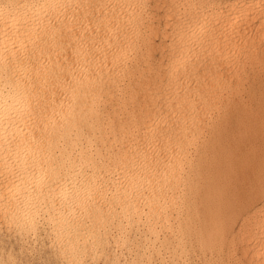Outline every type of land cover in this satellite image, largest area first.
Returning <instances> with one entry per match:
<instances>
[{
  "label": "bare ground",
  "instance_id": "6f19581e",
  "mask_svg": "<svg viewBox=\"0 0 264 264\" xmlns=\"http://www.w3.org/2000/svg\"><path fill=\"white\" fill-rule=\"evenodd\" d=\"M151 7L162 9L160 30ZM157 32L168 36L159 48L151 37ZM155 50L160 61H152ZM263 61L264 0H0V221L18 232L46 225L68 264H82L85 254L96 253L101 234L132 225L145 231L144 247L159 259L166 254L165 264H183L191 237L196 246L216 250L226 238L222 220L230 210L215 159L222 148L220 127L208 125L207 141L203 127L222 106L215 116L230 127L255 119L246 108L236 110L233 102L240 107L247 98L241 102L234 94L240 93L241 71L247 69L252 84L247 95L264 103L261 95L256 100L253 86L261 79L251 72ZM197 142L198 154L192 150ZM260 153L251 164L257 174L248 180L255 182L264 206V175L259 174L264 144L257 157ZM259 217L253 218L260 235L250 259L247 244L241 247L245 262L252 264H264V209Z\"/></svg>",
  "mask_w": 264,
  "mask_h": 264
},
{
  "label": "rangeland",
  "instance_id": "374dc122",
  "mask_svg": "<svg viewBox=\"0 0 264 264\" xmlns=\"http://www.w3.org/2000/svg\"><path fill=\"white\" fill-rule=\"evenodd\" d=\"M153 8H155V7H151V10H153V11H151L152 13L154 12V15L153 14H151L152 15V17H154L155 19H152L153 20V25L154 26H156V28L158 29V30H160V29H162L163 28V26L162 25H164V23L161 21L162 19L160 18L161 16H159V15H162V13H161V11H162V9H159V11L158 12H155L156 10V8L155 9H153ZM149 10V9H148ZM155 10V11H154ZM156 13L158 14V16H156L155 17V15H156ZM151 17V18H152ZM156 18L158 19L159 18V21L157 22V20H156ZM161 19V20H160ZM156 21V23H155V21ZM163 23V24H162ZM161 24V25H160ZM158 25V26H157ZM161 26H162V28H161ZM158 33V32H157ZM157 33H155V34H157ZM160 33V32H159ZM157 34L156 36H155V34H153V35H151V37L153 38V43L155 44V46L157 45V44H160L161 45V43H163V42H161L162 41V39H164L165 41H167L168 40V36L166 37L165 35H162V34ZM159 35H162L163 37L165 36V38H163L162 36L160 37V39H159ZM156 37V38H155ZM158 37V38H157ZM155 40V41H154ZM158 41H159V43H158ZM156 47H161V46H156ZM156 52H153L154 54H153V60L152 61H154V62H156V61H160V56H159V50H155ZM158 52V53H157ZM157 55H158V57H157ZM157 57V58H156ZM156 59V60H155ZM158 59V60H157ZM234 62L236 61L235 60V58L234 59H232ZM153 62V63H154ZM262 63V62H261ZM261 63L260 64H258L259 66V68H260V66H263L264 65V61H263V63H262V65H261ZM258 67H256V68H258ZM264 67V66H263ZM255 69L254 71L252 70L251 72H255V73H257V78H258V80H260L261 79V81H259V83H254L253 84V86H254V88L255 89H257L256 90V100H258V96H263V98H264V82H262V81H264L263 79H264V69L261 67L260 69ZM263 69V70H262ZM247 70V69H246ZM246 70L245 71H241V79L243 80V81H240V83H243L241 86H240V84L238 85V87L239 88H237V91H239L240 93H237L236 94V92H235V94H234V97H235V95H236V98H237V96H238V98H239V101L240 100H242L241 102H245V99H246V102L245 103H241V105L242 104H246L247 105V107H246V105L243 107V106H241L240 105V107H239V104H240V102L239 103H237L238 101H236V102H233V106H236V104H237V106H236V110H239V112H240V110L241 109H245L246 108V111L247 112H249V114L251 115V116H254L253 118H255L254 120L252 119L251 121H248L247 123H243V122H241V123H238V124H232V126L230 127V125H231V123H225V121H224V119H223V117L222 116H215V114H216V112H217V110H219V111H221L222 110V107H218V108H215L214 109V111H215V114H214V117H213V114H212V116L209 118H207L206 120H205V125H204V127H203V132H204V136H205V140L207 141V139L209 138V133H210V128L212 127V126H218V127H220L219 128V132H218V134H219V139L217 140L219 143H220V145H221V149H222V151H221V149H219V151L217 152V155H216V157H215V159H216V162H217V164H218V166L221 168V170H222V173H221V175H220V180H221V182H222V184L225 186L226 185V196H227V201H226V203H225V205L227 204L228 205V207H229V212H231V213H229L228 211L227 212H225L224 213V216H226L225 218L228 220H226V219H224V220H222L223 221V228H224V225H226L225 226V229H224V231H225V237L226 238H224L223 240H222V244L220 243L219 245H218V247H216V250H214V249H212V248H200L198 245L196 246V244H195V241H194V239H193V237H191L192 239H189V240H187V243H186V246H187V250L185 251V253H184V256H185V259H184V262H183V264H185V260H186V264H196L197 263V261H199V263L201 262L202 264H203V262H204V264H208V261H209V264H234L235 262V264H246V263H248V264H252V263H250L249 262V260H247L249 257H250V253H251V249L250 248H252V245H253V243L257 240L256 238H258L259 237V235H258V233L259 232H257V231H255V229H256V226H255V224L261 219L259 216H261L262 217V214H263V209H264V206H263V199H261L263 196L261 195V193L259 192V190H258V188H257V186H256V184H255V182H254V184H255V186H254V184H253V181H249L248 179H250V178H253L252 176H255V174H257L256 172H257V170L256 169H254V168H252V165H254V164H252V162H256L257 161V159L258 158H260L262 155V153H260V156H258L257 157V155H259V151H260V147L262 148V146H263V141H262V137H260V129H262L261 128V126H260V121H263L264 120V103H259L258 101H255V100H253V99H249V97H248V95H247V93H249L248 92V88L247 87H251V79H250V75L246 78V76L244 75L245 74V72H246ZM259 71V72H258ZM244 72V73H243ZM263 72V73H262ZM258 73H261V74H258ZM259 75H261V77H259ZM245 77V78H244ZM250 79V80H249ZM249 81V83H247ZM257 81V80H256ZM249 85H247V84ZM259 84H261L262 85V87H261V85H259ZM244 87V88H243ZM261 87V88H260ZM240 88H242L243 90H241ZM245 88H246V90H245ZM244 93H242L241 91ZM259 90V91H258ZM261 90V91H260ZM246 91V92H245ZM262 92V93H261ZM246 93V94H245ZM240 94V95H239ZM258 95V96H257ZM241 96V97H240ZM247 96V97H246ZM247 100H249V101H247ZM252 100V101H251ZM254 102V103H253ZM235 103V104H234ZM252 105V106H251ZM250 106V107H249ZM261 106H263V109L261 108ZM239 107V108H238ZM252 107V108H251ZM259 107V108H258ZM257 108V109H256ZM262 109V110H261ZM255 110V111H254ZM250 111H252V112H250ZM241 112H243L242 110H241ZM253 112H254V114H253ZM261 112H263L261 115H260V113ZM259 116V117H258ZM263 116V117H262ZM257 117H258V119H257ZM260 119H263V120H260ZM220 120H221V122H220ZM259 120V122H257ZM216 121H217V123H216ZM215 122V123H214ZM220 122V123H219ZM251 122V123H250ZM256 122H257V124L259 125H257L256 124ZM255 123V124H254ZM227 124H228V126H227ZM253 124V125H252ZM263 125H264V121H263V123H262ZM208 125H210L209 127H208ZM225 125V126H224ZM237 125H239V126H237ZM224 126V127H223ZM247 126V127H246ZM252 126V127H251ZM255 126V128H253ZM244 127H245V129H244ZM259 127H260V129H259ZM224 128V129H223ZM207 129V130H206ZM221 129H223V130H221ZM236 129H238L239 131H237V134L235 133L236 132ZM248 129V130H247ZM251 129V130H250ZM205 130H206V132L208 133V135H207V133L205 132ZM231 131V133H229V131ZM235 130V131H234ZM246 130V131H245ZM244 131H245V133L246 134H242V133H244ZM240 132V135L238 134ZM252 132V133H251ZM221 133V134H220ZM234 133V134H233ZM256 133L258 134V135H256ZM229 134V135H228ZM233 134V135H232ZM235 134H236V137H235ZM250 136H249V135ZM238 135V136H237ZM245 135H246V137H245ZM208 136V137H207ZM234 136V137H233ZM241 137V141H242V144L244 143V145L241 147V141L239 142V139L238 138H240ZM245 137V140H244V137ZM229 137V138H228ZM230 137L231 138H233V139H230ZM257 137V138H256ZM228 138V139H227ZM253 138H256L255 139V142H254V140H253ZM259 138H260V143H259ZM224 139H225V141H224ZM235 139V140H234ZM232 140V141H231ZM252 140H253V142L254 143H252ZM237 141V142H236ZM250 141V142H249ZM223 142V143H222ZM224 142H225V144H224ZM228 144H227V143ZM231 142H233V143H231ZM236 142V143H235ZM257 142V143H256ZM198 143L199 142H197V144H195L194 146H193V148H192V150H193V153L195 152V153H200V150L198 149V151H195L194 150V147H196V148H198L199 146H198ZM231 143V144H230ZM238 143H240L239 145H238ZM258 144V146H256V144ZM236 144H237V146H236ZM247 146H246V145ZM255 144V145H254ZM261 144V145H260ZM197 145V146H196ZM199 145H200V143H199ZM236 146V147H234V146ZM249 145V146H248ZM251 145H252V147H251ZM231 146V147H230ZM233 146V147H232ZM247 147V148H245V147ZM226 149H224V148ZM228 147H229V150L230 151H228L227 149H228ZM237 147H238V149H237ZM254 147H255V149H254ZM257 147H259V150H258V148ZM231 148V149H230ZM233 148V149H232ZM234 148H236L237 149V151H236V149H234ZM240 148V149H239ZM253 148V149H252ZM247 149V150H246ZM249 149V150H248ZM256 149H257V151H256ZM232 150V151H231ZM243 150H245V151H243ZM250 150L253 152V150H254V152L251 154V152H250ZM226 151V152H225ZM234 151V152H233ZM239 151V152H238ZM246 151H247V153H248V156L249 157H247L246 156V158H245V154L247 155V153H246ZM249 151V152H248ZM224 152H225V154H227V155H225L224 154ZM243 152H244V156H243ZM193 153H192V155H193ZM228 153L229 154H231V153H233V154H231L230 156H228ZM239 155H238V154ZM257 153V154H256ZM222 154V155H221ZM236 154V155H235ZM252 156H251V155ZM255 154V157H253V155ZM235 155V156H234ZM194 156V155H193ZM197 156V155H196ZM224 156L225 157H227V158H224ZM242 156V157H241ZM241 157V158H240ZM250 157H251V159H250ZM229 158V159H228ZM231 158V159H230ZM237 158H239V159H237ZM245 159L244 161L242 160V159ZM249 158V159H248ZM253 158H256V159H253ZM228 159V160H227ZM235 159V160H234ZM241 159V160H240ZM248 159V160H247ZM230 160V161H229ZM233 160V161H232ZM238 160V161H237ZM256 160V161H255ZM220 161V162H219ZM222 161V162H221ZM225 161V162H224ZM246 161H251V162H246ZM227 162L229 163V165H227ZM242 162V163H241ZM221 163V164H220ZM233 163H235V165L233 164ZM238 163V164H237ZM240 163V164H239ZM246 163V164H245ZM231 164H232V166L235 168H233V167H231ZM245 166H244V165ZM252 164V165H251ZM222 165V166H221ZM242 166V168H241V166ZM263 165H264V162H263ZM224 166V167H223ZM230 166V167H229ZM238 166V167H237ZM226 167V168H225ZM228 167V168H227ZM252 169H251V168ZM224 169H225V173H224ZM227 169H230L231 170V172H230V170H227ZM236 169H238V170H236ZM253 170V171H255V172H253L254 174L252 175L251 173V170L250 171H248V170ZM226 170L227 171H229V172H226ZM235 172H234V171ZM245 170V171H244ZM248 172H247V171ZM240 172V175H238V172ZM242 171V172H241ZM233 172H234V174L236 173V175H234L233 174ZM249 172H251V173H249ZM224 173V174H223ZM231 173V174H230ZM242 173V174H241ZM247 173V175L245 176V174ZM261 173V174H260ZM263 172H259V174L261 175V177H262V175H264V173L262 174ZM228 174V175H227ZM229 174H230V177H228L229 176ZM251 174V175H250ZM232 175V176H231ZM241 175H243V176H241ZM226 176V177H225ZM248 176V177H247ZM222 177H223V179H224V181H223V179H222ZM225 177V178H224ZM233 177H235L237 180H235V178H233ZM241 177V178H240ZM244 177V178H243ZM250 177V178H249ZM264 177V176H263ZM226 178L228 179V181L226 180ZM231 178V180H229ZM233 178V179H232ZM243 178V179H242ZM226 180V181H225ZM232 180H235V181H232ZM244 180V184L242 183V181ZM245 180H247V181H245ZM230 181H232L231 182V184H230ZM226 182V183H225ZM237 182H239V183H237ZM245 182H246V186H247V188H249L247 191L244 189V185H245ZM227 183H228V185H227ZM251 183V184H250ZM234 186H233V185ZM243 184V185H242ZM250 184V185H249ZM238 185V186H237ZM253 185V186H252ZM232 186V187H231ZM235 186H237V189H236V187ZM240 186V187H239ZM252 186V187H251ZM239 187V188H238ZM255 187V188H254ZM229 188L230 189H233V188H235V189H233V193L229 190ZM241 190V189H243V192L241 193L240 191L238 192V191H236V190ZM251 189V190H250ZM252 190H253V194H256V195H254L253 196V194H252ZM254 190H255V193H254ZM250 191V192H249ZM227 192H228V194H227ZM236 192H238L237 194H236ZM257 192V193H256ZM243 193H245V194H243ZM249 194V197H248V194ZM198 194H199V192H198ZM197 194V200L199 201L200 200V198H198L199 197V195ZM233 194H235V195H232ZM230 195H231V198L230 199H228L229 197H230ZM239 196V198L237 199V197ZM244 198H243V197ZM246 196V197H245ZM262 196V197H261ZM235 198V199H234ZM253 198V199H252ZM246 199H248L247 201H246V203H245V201H243V200H246ZM230 200V201H229ZM232 200H236L235 201V203H232V204H235L239 209H240V211L242 212L243 210H245V213L247 212L248 213V215H246L248 218H246L247 219V221L245 220L244 221V219H242V217H244L245 216V213H244V211L241 213V212H239V210H238V208L234 205H232V204H228V203H231V201ZM253 200V202H251ZM238 201H241V203L240 202H238ZM260 201V202H259ZM258 202H259V204H258ZM239 203V204H238ZM243 203H244V205L245 204H248L249 203V206H247V205H245V208H243L242 207V205H243ZM254 203V204H253ZM242 204V205H241ZM257 204V205H256ZM226 205V206H227ZM232 205V206H231ZM243 205V206H244ZM260 205H261V207H260ZM241 206V207H240ZM228 207H227V210H228ZM231 207H233V210L235 211H231ZM235 207V208H234ZM253 207V208H252ZM259 207V208H258ZM248 208V209H247ZM257 208H258V210H257ZM261 208V209H260ZM226 210V209H225ZM237 210H238V212L240 213V215H236V213H238L237 212ZM248 210V211H247ZM253 210V211H252ZM258 213V214H256L255 213V211ZM260 210H261V212H260ZM250 211H251V213H255V215H253V214H250ZM202 211H200V212H198V217H199V219L200 220H202L203 221V212L201 213ZM235 213V215H234V213ZM227 213H228V215H227ZM233 213V214H232ZM238 213V214H239ZM246 213V214H247ZM202 214V215H201ZM232 214V215H231ZM230 215V216H229ZM241 215H242V217H241ZM257 215V216H256ZM200 216H202V217H200ZM228 216H229V218H228ZM232 216H235V219L233 218L232 220L230 219V218H232ZM245 216V217H246ZM237 217V218H236ZM255 217V219L257 218V222L255 221V219H253ZM239 218H240V220H239ZM252 219V221H251V219ZM250 219V220H249ZM225 220H226V222H225ZM235 220V221H234ZM243 220V221H242ZM195 221V223H198L199 221H198V219H195L194 220ZM231 221H232V223H231ZM233 221H234V224H233ZM248 221L250 222V223H248ZM255 222V224H254V222ZM238 222V223H237ZM241 222V223H240ZM246 222V223H245ZM243 223V226L241 225ZM253 223V226L252 225H250V224H252ZM246 224H248V226L246 225ZM4 223L2 222V221H0V264H38V262H39V264H47V262H45V261H48V263L49 264H52V263H54V264H68V263H66V258L64 257L65 256V254L63 255V254H61V252L59 251V249H58V246L54 243V241H52L53 240V236L49 233V229H48V227L45 225V226H40V227H38L37 228V230L36 231H34V232H25V231H22V232H18V230H15L14 228L12 229V227H8V226H6V225H4ZM238 225V226H237ZM249 225H250V227H249ZM6 226V227H5ZM136 225H132V226H127V227H122L121 229H120V232H119V230H110V231H108L106 234H101L100 235V237L101 238H103L102 239V241H99L97 244H95V248H97V252L96 253H94V254H85V260H84V262L82 263V264H165V263H167L168 262V257L167 256H165L166 254H163V259H159L160 257H157V255H156V253H154V252H152L151 251V249L149 248V247H144V241H145V231L144 230H142L140 227H135ZM227 226H228V228H231L230 229V231H229V229H227ZM231 226V227H230ZM243 227L242 229H241V227ZM4 227V228H3ZM254 227V228H253ZM124 228H125V230H124ZM134 228V229H133ZM237 228V229H236ZM250 229V233H248L249 232V229ZM252 228V229H251ZM48 229V230H47ZM141 229V230H140ZM238 229L239 230H241V232H239L238 231ZM244 229V230H243ZM245 229L247 230L248 229V234L246 233V232H244L245 231ZM9 230V231H8ZM16 231V232H14V231ZM130 230V231H129ZM132 230H133V232H132ZM252 230H254V232L252 231ZM257 230V229H256ZM3 231V232H2ZM122 231V232H121ZM230 232V238H229V232ZM24 232V233H23ZM119 232V233H118ZM127 232H128V235H127ZM228 232V233H227ZM243 232L246 234V236H245V238H243V236L245 235V234H243ZM256 232H257V236H256ZM3 233V234H2ZM18 233V234H17ZM31 233V234H30ZM45 233V234H44ZM117 233V234H116ZM124 235H123V234ZM133 233H134V235H133ZM240 235H239V234ZM112 234V235H111ZM231 234H232V236H231ZM236 234V235H235ZM237 234H238V236H237ZM241 234H242V236H241ZM255 236H254V235ZM40 235V236H39ZM46 235V236H45ZM49 235V236H48ZM102 235H103V237H102ZM104 235H106V236H104ZM110 235H111V237H110ZM116 235H119L120 237H119V241L117 240V236ZM247 235H248V237H247ZM5 236H6V238L7 237H9V238H7V240H6V238H5ZM14 236V237H13ZM19 236V237H18ZM43 236V237H42ZM46 237V239H45V237ZM128 236V237H127ZM135 238H134V237ZM14 238V240H15V244H14V240H13V238ZM22 237V238H21ZM27 237V238H26ZM52 237V238H51ZM108 237V238H107ZM114 237V238H113ZM238 237V238H237ZM242 237V238H241ZM247 237V238H246ZM3 238V239H2ZM11 238V239H10ZM120 238H123V239H120ZM145 238V239H144ZM235 238V239H234ZM243 239V241L245 240L246 242H244V244H243V241H241V239ZM255 238V239H254ZM6 241H5V240ZM20 239V240H19ZM41 239V240H40ZM105 239H106V241H105ZM231 239V240H230ZM238 239V240H237ZM11 242H10V241ZM35 240V241H34ZM44 240H46L45 242H44ZM116 240V241H115ZM191 240V241H190ZM255 240V241H254ZM8 241V242H7ZM32 241H34V242H32ZM229 241V242H228ZM237 241V242H236ZM240 241H241V243H240ZM3 242H4V244H3ZM26 242V243H25ZM114 242V243H113ZM190 242V243H189ZM194 242V243H193ZM253 242V243H252ZM8 243V244H7ZM34 243V244H33ZM36 243V244H35ZM50 243H51V247H50ZM116 243V244H115ZM119 243V244H118ZM134 243V244H133ZM227 243V244H226ZM232 243H234V244H232ZM237 243V244H236ZM10 244V245H9ZM14 244V245H13ZM33 244V245H32ZM43 244V245H42ZM121 244V245H120ZM188 244V245H187ZM192 244V245H191ZM230 244V245H229ZM239 244H241V246H239ZM247 244V245H246ZM250 244V247L248 246ZM6 245V246H5ZM26 245V246H25ZM37 245V246H36ZM245 246V248L243 247V246ZM18 246H19V248H18ZM35 246V247H34ZM38 246H41L40 248L38 247ZM43 246H45V247H43ZM53 246V247H52ZM97 246V247H96ZM104 246H105V248H104ZM143 246V247H142ZM222 246V247H221ZM226 247V249H225V247ZM233 248H232V247ZM247 246H248V248H247ZM8 247V248H7ZM39 249H38V248ZM116 247H117V249H116ZM197 247V248H196ZM221 248V250H220V248ZM241 247H243L244 248V250L246 251L247 250V252H245L244 250H243V248H241ZM11 248H13V249H11ZM15 248V249H14ZM25 248V249H24ZM36 250H35V249ZM50 248V249H49ZM53 248V249H52ZM128 248V249H127ZM142 248H143V250H142ZM199 248H200V250L202 251H200L199 250ZM232 248V249H231ZM19 249V250H18ZM27 249V250H26ZM45 249V250H44ZM48 251H47V250ZM53 251H52V250ZM101 249V250H100ZM116 249V250H115ZM126 249H127V251H126ZM130 249V250H129ZM147 249V250H146ZM194 249V250H193ZM199 251H198V250ZM210 249H211V251H210ZM230 249V250H229ZM241 249H242V251H241ZM14 250H15V252H14ZM24 250V251H23ZM30 252H29V251ZM39 250V251H38ZM41 250V251H40ZM42 250H44V251H42ZM192 250H193V252H192ZM209 250V251H208ZM214 250V251H213ZM232 250V251H231ZM234 250H235V252H234ZM4 251V252H3ZM6 251V252H5ZM18 251V252H17ZM20 251V252H19ZM23 251V252H22ZM28 251V252H27ZM37 251V252H36ZM46 251V252H45ZM189 251V252H188ZM190 251H191V253H190ZM208 251V252H207ZM213 251V252H212ZM225 251V252H224ZM230 253H229V252ZM241 251V252H240ZM14 252V253H13ZM41 252H44V254L43 253H41ZM51 252V253H50ZM112 252V253H111ZM134 252V253H133ZM145 252V253H144ZM199 252V253H198ZM207 252V253H206ZM212 252V253H211ZM217 252V253H216ZM218 252H219V255H218ZM243 252H245V254H246V256H247V259H246V262H245V255H242V254H244ZM4 253H6V254H4ZM18 253H19V255H18ZM25 253V254H24ZM33 253V255H31ZM40 253V254H39ZM51 255H50V254ZM52 253H54V254H52ZM59 255H58V254ZM98 253V254H97ZM187 253H188V256H187ZM202 253V255H200ZM206 253V254H205ZM208 253H209V256H208ZM223 253H224V255H223ZM232 253V254H231ZM22 254H23V258H21V256H22ZM27 254V255H26ZM29 254V255H28ZM51 256V257H48L49 255ZM122 254H123V256H122ZM197 254V257L195 256ZM212 254L214 255V257L212 256ZM216 254V255H215ZM226 254V255H225ZM229 254H231V255H229ZM16 255V256H15ZM18 255V256H17ZM31 255V256H30ZM40 255H42L41 257L43 258H40ZM56 255H57V257H56ZM114 255V256H113ZM146 255H147V257H146ZM200 257H199V256ZM203 255H204V257H205V259H204V257H203ZM210 255H211V257H210ZM221 255V259L220 258H216V257H218V256H220ZM10 256V257H9ZM11 256H12V258H11ZM37 256H38V259H37ZM43 256H47V257H43ZM55 256V257H54ZM62 256V257H61ZM91 256V257H90ZM103 256H104V258H103ZM131 256V257H130ZM165 256V257H164ZM228 257V260H227V257ZM244 256V257H243ZM3 257V258H2ZM5 257H6V259H5ZM28 257V258H27ZM53 257V258H52ZM135 257V258H134ZM145 257V258H144ZM206 257H208V258H206ZM224 257V258H223ZM19 258V259H18ZM27 258V259H26ZM45 258V259H44ZM57 258H58V260H57ZM147 258V259H146ZM193 259V261H191L192 259ZM196 258V259H195ZM198 258H200V259H198ZM212 260H211V259ZM215 258V259H214ZM234 258V259H233ZM239 260H238V259ZM17 259V260H16ZM30 259V260H29ZM48 259V260H47ZM56 259V260H55ZM143 259V260H142ZM190 260V262H189V260ZM203 259V260H202ZM250 259V258H249ZM27 260V261H26ZM40 260H42V261H40ZM52 260H53V262H52ZM60 260V261H59ZM100 260V261H99ZM140 260V263H138V261ZM196 262H195V261ZM205 260H206V262H205ZM219 260V261H218ZM224 260V261H223ZM241 260V261H240ZM55 261V262H54ZM102 261V262H101ZM128 261V262H127ZM135 261V262H134ZM145 263H144V262ZM146 261H147V263H146ZM162 261V262H161ZM203 261V262H202ZM216 261V262H215ZM218 261V262H217ZM227 261H228V263H227ZM235 261V262H234ZM52 262V263H51ZM114 262H116V263H114ZM195 262V263H194ZM212 262V263H211ZM231 262V263H230ZM198 264V263H197Z\"/></svg>",
  "mask_w": 264,
  "mask_h": 264
}]
</instances>
